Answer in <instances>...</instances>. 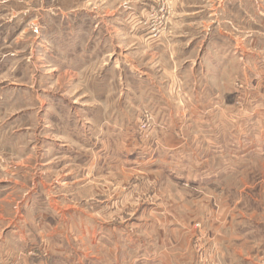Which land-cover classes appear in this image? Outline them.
Returning a JSON list of instances; mask_svg holds the SVG:
<instances>
[{
    "label": "rangeland",
    "instance_id": "obj_1",
    "mask_svg": "<svg viewBox=\"0 0 264 264\" xmlns=\"http://www.w3.org/2000/svg\"><path fill=\"white\" fill-rule=\"evenodd\" d=\"M0 264H264V0H0Z\"/></svg>",
    "mask_w": 264,
    "mask_h": 264
}]
</instances>
